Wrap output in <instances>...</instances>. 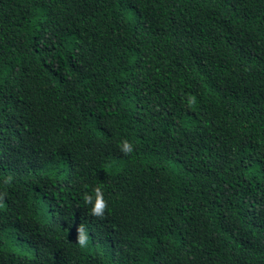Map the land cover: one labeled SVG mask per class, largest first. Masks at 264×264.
I'll return each instance as SVG.
<instances>
[{"label": "trees", "instance_id": "obj_1", "mask_svg": "<svg viewBox=\"0 0 264 264\" xmlns=\"http://www.w3.org/2000/svg\"><path fill=\"white\" fill-rule=\"evenodd\" d=\"M0 195V264H264V0H0Z\"/></svg>", "mask_w": 264, "mask_h": 264}, {"label": "clouds", "instance_id": "obj_2", "mask_svg": "<svg viewBox=\"0 0 264 264\" xmlns=\"http://www.w3.org/2000/svg\"><path fill=\"white\" fill-rule=\"evenodd\" d=\"M194 102V101H193ZM122 151L125 154L131 153L132 152V146L127 142H123L122 146ZM10 179V178H9ZM8 183L9 181H5ZM96 193V198L93 203V198L90 195H85L84 200L86 204H93L91 208V215L94 217H99L103 218L105 209L107 208V203L103 198V194L100 188L95 189ZM4 197L0 195V201H3ZM77 231V237H76V242L80 245L81 248L86 247L87 241H88V236L85 234L84 227L82 225H79L76 229Z\"/></svg>", "mask_w": 264, "mask_h": 264}]
</instances>
